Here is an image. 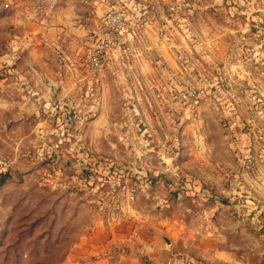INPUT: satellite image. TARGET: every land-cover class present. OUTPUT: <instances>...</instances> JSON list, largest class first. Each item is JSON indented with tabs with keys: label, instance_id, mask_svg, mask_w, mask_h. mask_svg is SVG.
I'll return each mask as SVG.
<instances>
[{
	"label": "rangeland",
	"instance_id": "obj_1",
	"mask_svg": "<svg viewBox=\"0 0 264 264\" xmlns=\"http://www.w3.org/2000/svg\"><path fill=\"white\" fill-rule=\"evenodd\" d=\"M66 7L79 53L36 75L23 25ZM134 231L164 264H264V0H0V264Z\"/></svg>",
	"mask_w": 264,
	"mask_h": 264
},
{
	"label": "crops",
	"instance_id": "obj_2",
	"mask_svg": "<svg viewBox=\"0 0 264 264\" xmlns=\"http://www.w3.org/2000/svg\"><path fill=\"white\" fill-rule=\"evenodd\" d=\"M23 27L25 30L21 43L28 47H26V55L24 54L22 58L29 70L36 75L40 69L36 63L41 61L38 58L40 53L59 54L60 52L71 56V52L74 51L78 54V43L86 34L81 23L74 20L73 9L68 7L44 15L39 21H27ZM161 238L162 235L155 231L141 233L134 231L131 235L118 237L112 232L109 233L106 246L95 251L85 246H77L69 254L68 260L62 264H164L158 260V254L166 255L168 249L161 248ZM113 244H120V251L109 247ZM142 256H147V259L153 263H147Z\"/></svg>",
	"mask_w": 264,
	"mask_h": 264
},
{
	"label": "built area",
	"instance_id": "obj_3",
	"mask_svg": "<svg viewBox=\"0 0 264 264\" xmlns=\"http://www.w3.org/2000/svg\"><path fill=\"white\" fill-rule=\"evenodd\" d=\"M88 56H90L89 57L90 65L91 66L97 65L96 63H98L99 59L96 57H93V55L90 52H88Z\"/></svg>",
	"mask_w": 264,
	"mask_h": 264
}]
</instances>
